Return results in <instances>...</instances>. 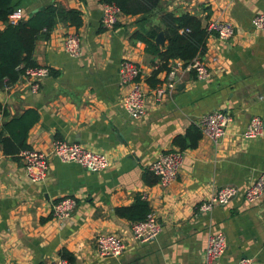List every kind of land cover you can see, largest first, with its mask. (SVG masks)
Returning <instances> with one entry per match:
<instances>
[{
	"label": "crops",
	"instance_id": "1",
	"mask_svg": "<svg viewBox=\"0 0 264 264\" xmlns=\"http://www.w3.org/2000/svg\"><path fill=\"white\" fill-rule=\"evenodd\" d=\"M56 1L10 3L26 18ZM64 1L81 11L82 24L75 28L58 22L47 38L35 40L33 61L47 67L48 75L36 93L28 90L23 77L8 90L2 84L1 109L9 118L27 108L37 111V121L26 136L27 149L47 153L57 139L103 152L109 164L91 171L52 157L45 179L32 183L20 157L0 150V264H48L55 257L72 264H203L206 237L212 232L223 234L226 245L212 264H238L241 257L264 264V192L251 203L243 199V191L264 170V30H253L249 22L264 12V0H160L150 16L120 15L112 29L100 26L98 0ZM162 13H188L203 27L213 20L228 21L234 31L227 42L208 33L204 50L197 55L207 64V80L184 70L182 61L170 60L167 66L175 69L173 90L157 97L153 88L165 72L156 73L154 85L148 83L160 61L132 34L145 35L156 28ZM159 31L163 29L156 34ZM67 32L80 37L77 57L62 50ZM154 38L161 49L165 38L161 47ZM122 59L141 69L144 105L136 119L120 103L127 90L117 78ZM213 110L230 116L224 134L213 142L201 133L195 147L180 150L176 178L161 187L149 170L151 161L160 153L179 150L172 139ZM251 116L263 122L260 138L243 136ZM5 120L0 111V128ZM225 185L237 189L226 205L196 212L214 189ZM64 196L72 197L75 205L70 216L58 222L51 216V205ZM135 196L147 201L161 226L147 242L133 241L130 221L114 213ZM98 232L122 237V252L116 257L97 256L92 239Z\"/></svg>",
	"mask_w": 264,
	"mask_h": 264
},
{
	"label": "built area",
	"instance_id": "2",
	"mask_svg": "<svg viewBox=\"0 0 264 264\" xmlns=\"http://www.w3.org/2000/svg\"><path fill=\"white\" fill-rule=\"evenodd\" d=\"M118 8L114 4H101L100 26L104 29H112L120 16ZM21 18V9L16 7L9 14V21L15 22ZM250 26L255 31L264 30V12L254 14L250 20ZM205 30L221 42H227L233 35L234 26L228 21L213 20L205 25ZM62 50L70 57H77L80 54V37L76 32H67L61 41ZM214 58L211 57V61ZM184 70L193 72L198 80H207L210 76L207 64L196 55L184 66ZM48 75L45 66L26 67L23 69L21 77L26 80L28 90L36 93L39 89L42 78ZM141 69L134 62L122 59L117 69V78L120 85L127 86V90L122 96L120 103L128 116L132 119L140 117L143 113L144 92L141 87ZM175 83V69L169 68L163 80L158 82L153 88L157 97L173 90ZM4 90L10 88V84H3ZM230 116L221 111L213 110L201 116L197 122V127L201 133L217 141L223 134ZM263 134V122L258 116H251L243 131L245 138H260ZM18 156L21 159L25 177L32 183H39L45 179L48 169L49 158H56L61 162L76 163L81 167L100 171L109 164L108 156L103 152L88 150L76 143H67L54 139L51 141L47 153L35 149H23ZM182 161L180 150H170L158 154L149 164V170L157 178V183L161 187L170 184L178 172ZM234 186L225 185L214 189L207 201L199 203L195 210L198 213L210 211L214 205L224 206L236 194ZM264 192V170L261 171L243 191V199L246 202H253L260 198ZM75 205L72 197L64 196L55 200L51 205V216L56 221L67 219ZM161 226L153 213L148 212L144 219L130 222V237L137 243L147 242L160 232ZM93 247L99 257H116L125 247L124 240L116 233L94 234ZM225 239L220 232L209 233L206 237L204 247L203 264H212L225 249ZM48 264H72L63 257H55ZM238 264H253L252 259L241 257Z\"/></svg>",
	"mask_w": 264,
	"mask_h": 264
},
{
	"label": "trees",
	"instance_id": "3",
	"mask_svg": "<svg viewBox=\"0 0 264 264\" xmlns=\"http://www.w3.org/2000/svg\"><path fill=\"white\" fill-rule=\"evenodd\" d=\"M160 0H98L103 4H114L121 15H140L145 19L158 9ZM13 10L10 0H0V87L2 84H12L21 77L23 69L37 66L32 58L34 42L38 37L47 38L49 32L58 23L78 28L82 24L81 11L67 6L64 0H58L43 6L26 18L15 22L9 21V14ZM160 28L163 29L165 45L158 49L153 43L154 35ZM208 32L201 25L200 19L183 13L174 16L170 13L159 15V25L150 29L145 35L134 32L132 38L142 41L145 51L158 57L160 63L148 83L154 85V76L160 70L169 71L167 66L170 60L178 59L183 66L204 50ZM6 120L0 128V150L4 155L17 156L27 149L26 136L29 128L37 121L38 114L33 108L25 109L21 114L7 117L5 110L1 109ZM200 129L192 125L186 129L183 136L177 135L172 144L179 150L193 148L200 137ZM149 212L146 200L135 196L131 204L116 207V216L129 220L139 221Z\"/></svg>",
	"mask_w": 264,
	"mask_h": 264
},
{
	"label": "water",
	"instance_id": "4",
	"mask_svg": "<svg viewBox=\"0 0 264 264\" xmlns=\"http://www.w3.org/2000/svg\"><path fill=\"white\" fill-rule=\"evenodd\" d=\"M163 40H164V35L162 31H159L154 38V42L158 45V46H162L163 45Z\"/></svg>",
	"mask_w": 264,
	"mask_h": 264
}]
</instances>
